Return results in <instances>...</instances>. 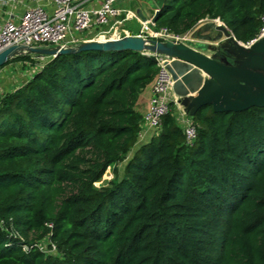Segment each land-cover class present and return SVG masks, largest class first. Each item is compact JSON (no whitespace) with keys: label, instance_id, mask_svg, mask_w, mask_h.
<instances>
[{"label":"trees","instance_id":"obj_1","mask_svg":"<svg viewBox=\"0 0 264 264\" xmlns=\"http://www.w3.org/2000/svg\"><path fill=\"white\" fill-rule=\"evenodd\" d=\"M262 18L264 0H160L155 27L219 20L248 44ZM159 70L140 52L81 51L0 94V264H264V106H201L190 144L171 108L97 188L134 148Z\"/></svg>","mask_w":264,"mask_h":264},{"label":"water","instance_id":"obj_2","mask_svg":"<svg viewBox=\"0 0 264 264\" xmlns=\"http://www.w3.org/2000/svg\"><path fill=\"white\" fill-rule=\"evenodd\" d=\"M158 10L151 21L155 23ZM138 14L141 15L140 11ZM220 22L219 20H212ZM204 43L191 45L172 39L125 35L107 40L83 41L77 46L40 47L12 45L0 51V69L22 54L57 57L81 51H135L147 59L164 57L173 79L172 91L188 117L203 105L214 111H240L264 106V37L247 45L238 41L223 23L213 24Z\"/></svg>","mask_w":264,"mask_h":264},{"label":"built area","instance_id":"obj_3","mask_svg":"<svg viewBox=\"0 0 264 264\" xmlns=\"http://www.w3.org/2000/svg\"><path fill=\"white\" fill-rule=\"evenodd\" d=\"M86 1L0 0V51L12 45L77 46L83 41L107 40L106 34L118 36V30L109 32L107 28L122 15V10L117 7L121 0H103L100 6L91 8L85 6ZM140 23L143 37L178 40L183 36L174 35L166 28L157 29L151 19L140 20ZM261 37H264V18L254 40ZM157 62L160 70L152 82L149 108L141 121V129L150 128L155 134L160 130L162 118L171 110L170 104L179 105L172 91L173 80L164 65L165 60L158 57ZM179 106L181 113L175 112V115L190 144L196 136V129L191 117ZM2 223L0 220V225ZM46 226L52 227L50 223ZM44 240L39 243L40 250L45 254L54 253L56 246L49 235Z\"/></svg>","mask_w":264,"mask_h":264},{"label":"rangeland","instance_id":"obj_4","mask_svg":"<svg viewBox=\"0 0 264 264\" xmlns=\"http://www.w3.org/2000/svg\"><path fill=\"white\" fill-rule=\"evenodd\" d=\"M120 21H123L126 18H133L136 19L137 16L135 13L131 11H126L124 16ZM119 21V18L117 19ZM113 22L107 29L109 32L113 30H118V36H109L110 34H106L105 39L117 38L122 37L125 35H133L131 28L127 26V28H122L120 24L116 25V22ZM119 21V22H120ZM138 21V20H137ZM140 23V21H138ZM221 22L212 21V20H204L197 23L190 31H188L185 35L181 36V39L177 41H181L195 47V44L204 43V40L207 41V36H209L212 32L213 24H219ZM141 28V23L139 24ZM139 36L143 35L140 32L137 34ZM110 37V38H109ZM149 38V37H147ZM163 38H158L157 40H161ZM176 40V39H175ZM247 45V44H245ZM196 49L210 55L211 52L209 50H202L201 47H195ZM162 60H165L164 57H159ZM49 57L45 56H37L32 55L30 59H20V60H13L4 65L0 69V94L4 93L8 90H12L14 88L19 87L22 85L26 80H28L33 73H35L47 60ZM173 80V79H172ZM173 109L174 112L181 113V107L176 103L170 104V109ZM179 123V119L177 120ZM181 124V122H180ZM133 151L131 150L125 157L123 161H119L111 166L108 171L104 174V176L96 183L97 188H101L103 186L110 185V183L114 180H117L122 177L123 175V168L126 161L131 157ZM46 240H44V243Z\"/></svg>","mask_w":264,"mask_h":264},{"label":"crops","instance_id":"obj_5","mask_svg":"<svg viewBox=\"0 0 264 264\" xmlns=\"http://www.w3.org/2000/svg\"><path fill=\"white\" fill-rule=\"evenodd\" d=\"M102 1L103 0H87L85 6L89 8L98 7L102 3ZM117 7L120 8L123 12L121 16H124L126 11H131L136 14V19L126 18L123 21H120V19H122L123 17H118L120 22L117 20L116 25L122 22L120 24L122 28H127V26H129L132 32H134L131 34L137 35L140 29V23L138 21L151 19L154 16L155 12L160 8V0H121L117 4ZM138 11H140L141 15L138 14ZM152 84L153 83L148 85L147 88L140 94L136 103V109L141 113L142 117L145 115L149 108V102L152 94ZM154 134V130L143 127L132 151H134L141 144L149 141Z\"/></svg>","mask_w":264,"mask_h":264}]
</instances>
